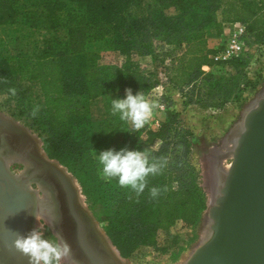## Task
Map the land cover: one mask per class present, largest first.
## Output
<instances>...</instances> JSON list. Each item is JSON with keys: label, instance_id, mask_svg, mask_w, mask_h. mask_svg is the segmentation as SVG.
Returning <instances> with one entry per match:
<instances>
[{"label": "trees", "instance_id": "16d2710c", "mask_svg": "<svg viewBox=\"0 0 264 264\" xmlns=\"http://www.w3.org/2000/svg\"><path fill=\"white\" fill-rule=\"evenodd\" d=\"M148 1L156 7L144 17L142 26L156 27L164 44L185 48L178 66L172 67L169 83L174 90L184 95V89L197 80L204 66L231 68L236 72L242 87L236 89L235 99L243 92L255 90L258 83L247 79L243 60L217 64L210 59L215 50L208 47L205 35L213 24L218 29L214 37L222 36L223 29L216 21L215 12L223 8L230 13L225 17L227 24L245 25L247 33L254 37V43L262 44L264 18L258 14L264 11V0H257L255 10L242 5L241 0ZM143 2L0 0V26L22 25L31 31L44 28L53 33L45 41L46 45L35 50L34 55L19 53L4 60L0 67V81L7 78L10 83L14 74L17 80H28L38 85L43 99L40 113L45 118V132L49 136L47 152L50 157H59V161L80 180L88 179L90 183L94 180L93 150L100 153L108 149H149L154 156L168 159L161 174L148 178L145 194L140 196L130 189L121 188L115 180L108 182L104 179L101 182L99 177H95L100 193L104 186L115 190L116 208L122 212H116L118 218L109 222L107 232H115L116 238L129 233L140 239L143 245H154L158 231L168 233L176 220L194 223L205 209L196 175L187 163L191 157L188 133L179 128L178 116L168 104L164 119L155 130L145 126L134 131L118 115H112L109 97L117 89L131 88L135 93H147L152 88L151 81L129 62L121 68L97 65L98 56L92 50L95 43L122 48L126 42L132 41L133 32L140 25L133 19L127 22L124 15ZM168 9H172L174 14L168 15ZM148 32L141 31L144 39L135 49L141 55L150 53ZM58 34L60 36H55ZM74 57L82 58L83 68L80 72L71 73L69 59ZM8 84H0V90L5 89L6 94ZM218 84L212 88L222 92L223 87ZM98 98L103 101L102 120L93 122L89 117L90 105ZM187 104H194L192 97ZM152 187H166L167 191L152 199L149 192ZM105 219L108 220L107 217ZM111 236L114 245L125 255L124 249Z\"/></svg>", "mask_w": 264, "mask_h": 264}, {"label": "rangeland", "instance_id": "374dc122", "mask_svg": "<svg viewBox=\"0 0 264 264\" xmlns=\"http://www.w3.org/2000/svg\"><path fill=\"white\" fill-rule=\"evenodd\" d=\"M148 2V0H144L139 6H135L130 13L124 15L127 22L133 19L137 20L140 25L133 32L132 41L126 42L122 48H117L113 44L95 43L92 50L98 56L97 65L121 68L124 63L129 62L150 79L152 88L145 94L156 99L159 107L155 110L151 121L146 125L147 128L156 126L161 122V118L164 119L162 115L167 104L170 110L177 114L179 128L188 133L191 157L187 163L196 175L205 208L196 222L188 223L185 220H176L168 233L166 231L157 232L154 245H143L140 239L129 233H126L125 236L118 235L117 239L115 232H111L115 237L114 239L124 249L125 255H123L111 240V234L106 230L110 226L109 222L118 218L116 212L118 214H122V212L116 208L115 190L104 186L100 193L95 182V177H99L101 182L104 180L100 174V165L97 160L99 152H91L95 170L94 180L91 183L88 179L84 181L78 179L66 165L59 161V157H50L46 149L49 148L47 143L49 136L45 132V118L40 113L42 112L43 99L39 87L28 80H17L14 74L12 81L6 87H15L17 95L11 96L10 93H5V89L0 90V115L29 131L38 143L43 156L62 168L67 175H70L82 205L92 216L97 227L109 240L110 245L124 264H185L191 254L210 238L209 208L214 204L215 196L219 194L222 178L230 167L232 159L230 151L233 146L235 147L236 138L242 131L239 127L243 123L245 113L252 102L264 94V89L261 86L259 91L255 93L243 92L235 99L233 97L236 94V89L242 87V82L239 81L236 72L231 68L212 67L209 69L201 68L202 74L197 80L184 89V95L179 94L169 82L172 77V67L178 66L185 48L184 46L179 48L176 45L164 44L162 42L163 37L160 36L156 27L142 26L144 17L156 7L154 3ZM241 2L242 5L253 10L257 7V0H241ZM166 13L173 15L174 11L168 9ZM228 13L223 8L215 12L216 21L222 29L228 23L225 20ZM258 16L264 18V11ZM126 21L125 24H127ZM144 30H149L147 47L150 53L147 55H141L135 50L140 45V41L144 39V35L141 33ZM217 31L218 29L216 30L213 24L207 28L205 37L208 47H218L220 44L219 38L214 37ZM52 35L53 33L44 28L31 31L22 25L0 26V67L4 60H8L13 55L19 53L27 56L34 55L46 45L45 41ZM250 54L253 55L251 69L253 71L261 69L260 71L264 75V46L257 49L253 48ZM69 62L71 73L76 72V70L80 72L83 68V60L80 57L70 58ZM162 76L166 80L162 79ZM215 83H219L218 85L223 87L222 92L212 88ZM0 84L4 83L0 82ZM136 93L133 92V94ZM110 97L112 99L124 98L125 88L117 89ZM190 97L194 102L192 105L187 104ZM36 104L41 106L40 112L37 117L32 118L30 112L33 105ZM12 165L10 164V167ZM41 214L43 213L37 214L34 228L40 227L45 238L54 239L55 237L51 234ZM64 259L66 262L69 261L67 257ZM67 263L64 260L61 262V264Z\"/></svg>", "mask_w": 264, "mask_h": 264}, {"label": "water", "instance_id": "95a60500", "mask_svg": "<svg viewBox=\"0 0 264 264\" xmlns=\"http://www.w3.org/2000/svg\"><path fill=\"white\" fill-rule=\"evenodd\" d=\"M245 114L230 167L208 211L210 238L191 254L185 264H264V95L256 98ZM0 132L30 144L33 151L28 159L32 157L38 168L26 173L30 169L29 163L23 158H15L19 159L17 163L24 167V172L22 176H13L0 156V198L20 194L30 199L32 211L50 216L49 226L55 236L61 235L71 246V257L83 264H108L111 257L115 263L124 264L82 205L70 175L54 162L46 160L29 131L0 115ZM38 171L47 182L55 185L61 198L62 219L59 217L58 224L55 223L58 216L52 215L48 204L43 210L37 207L35 192L38 187L42 192L44 187L35 181L37 176L34 175ZM67 195L74 197V209L66 200ZM73 210L77 218L73 216ZM93 241L101 246L100 250ZM104 248L107 256L103 254ZM67 259L74 264L70 257Z\"/></svg>", "mask_w": 264, "mask_h": 264}, {"label": "clouds", "instance_id": "9594fccd", "mask_svg": "<svg viewBox=\"0 0 264 264\" xmlns=\"http://www.w3.org/2000/svg\"><path fill=\"white\" fill-rule=\"evenodd\" d=\"M0 82L9 83L7 78ZM7 91L11 96L17 95L15 87H10ZM110 103L111 114L118 115L119 119L130 125L134 131L143 129L159 107L156 99L150 98L144 91L133 94L131 88L125 89L124 98L110 97ZM40 107L38 104L33 105L30 112L32 118L39 115ZM97 160L103 179L108 182L115 180L121 188L130 189L137 196H140L148 186V178L161 174L168 164L167 158L156 157L149 149L122 148L119 151L108 149L101 151L97 155ZM162 191H167V188L152 187L149 190L150 197L156 199ZM11 249L27 257L28 264H61L72 252L71 246L61 235L57 234L54 239L45 238L40 227L32 229L26 235L15 233Z\"/></svg>", "mask_w": 264, "mask_h": 264}, {"label": "flooded vegetation", "instance_id": "af4514ba", "mask_svg": "<svg viewBox=\"0 0 264 264\" xmlns=\"http://www.w3.org/2000/svg\"><path fill=\"white\" fill-rule=\"evenodd\" d=\"M23 144L24 143H22V145ZM23 149L25 151V155H23L22 158L25 159L31 166L29 170H26V173H29L31 169L36 170L37 168L35 166L36 164L32 162V157L31 159H28L30 157L29 153H31L33 149H31V145L28 143L23 145ZM4 160L7 163L9 167V171L13 176L23 175L24 167L21 164L17 163V160L19 159H7V160L4 159ZM10 164L13 165L10 167ZM34 176H37L35 179L39 181L40 184H43V186L47 187L46 185L48 183L55 187V185L52 182H47L46 178L39 171L38 174ZM32 188L33 190H35L34 188L36 187L33 186ZM44 190H42L43 192L42 195L40 194L42 192L41 189H39V187L35 192L37 195V202H38L37 207L39 208V210H43L48 204V208L52 211V215H54L56 211H54V205H53L54 203L50 201V197H55L56 199H58L59 198L58 192L56 193L55 196H51L46 190L45 193ZM66 200H69V202H71L72 209L76 207V204L74 203V197H72V195L71 196L67 195ZM20 201H23L22 205L20 204ZM60 202L61 201H57V203L59 204V210L61 207ZM59 212L62 214V211ZM37 214H35V212L32 211V204H30V199L24 197L23 195L8 194L0 198V264H28L27 257L23 256L19 252H16L14 249L10 250V245L12 244V241L15 239V233H21L26 235L28 232L34 229V222L37 217ZM72 214L74 217L77 218L76 211L73 210ZM41 215L44 218L51 234L56 238L55 234L53 233V231L49 226V224L51 223L50 216L47 213ZM63 260L65 263L68 262V261L66 262L65 259ZM70 261L72 260L70 259ZM73 263L78 264L79 262L75 263L73 261ZM67 264H69V262Z\"/></svg>", "mask_w": 264, "mask_h": 264}, {"label": "built area", "instance_id": "2783aa9c", "mask_svg": "<svg viewBox=\"0 0 264 264\" xmlns=\"http://www.w3.org/2000/svg\"><path fill=\"white\" fill-rule=\"evenodd\" d=\"M219 42L220 44L218 47L210 48L215 50V53L210 56V59L217 64H225L235 59L243 60L246 63L244 71L247 79L258 83L255 90L250 92L255 93L259 91L261 86H263L262 89H264V75L262 71H260L261 69L259 71H253L251 69L253 55L251 56L250 54L253 48L257 49L263 47L264 41L262 44L254 43V37L247 33L245 25L232 23L224 25L223 34L219 38ZM204 68L209 69L206 66L202 67V69ZM162 79L166 80L163 76Z\"/></svg>", "mask_w": 264, "mask_h": 264}, {"label": "bare ground", "instance_id": "6f19581e", "mask_svg": "<svg viewBox=\"0 0 264 264\" xmlns=\"http://www.w3.org/2000/svg\"><path fill=\"white\" fill-rule=\"evenodd\" d=\"M240 129H243L242 128V125L239 127ZM239 129V130H240ZM239 130H237V131H239ZM240 134V133H239ZM236 136V135H235ZM235 139V138H234ZM237 139V138H236ZM22 143H24V144H26L27 142L26 141H23V140H21V139H18V138H16V137H12V136H10V135H8V134H5V133H3V132H0V156L1 157H3L4 159H15V158H22V156L23 155H25V151H24V149H23V145H22ZM236 145V144H235ZM233 149H234V146H233V148H231V153H230V155L232 154V152H233ZM46 157V156H45ZM46 159L47 160H49L47 157H46ZM50 161V160H49ZM27 167H29V166H27ZM26 167V168H27ZM29 168H31V166L29 167ZM28 168V169H29ZM225 173H226V171H225ZM222 180V179H221ZM35 181L37 182V183H39V181H37L36 179H35ZM40 184V183H39ZM46 184V183H45ZM47 187H45L44 186V188H45V190L51 195V196H55L56 195V193H57V191H56V189H55V187L53 186V185H51V184H48L47 183V185H46ZM44 188L42 189V190H44ZM44 190V192L46 193V191ZM216 197V196H215ZM214 197V198H215ZM61 201V198H60V196H59V198L58 199H56L55 197H50V201H52L54 204V211H56L55 213H54V216L56 215V216H58V217H56V218H58L56 221H55V223L56 224H58L59 223V219L61 218L62 219V214L59 212V211H62V208L60 207V210H59V204L57 203V201ZM55 201H56V203H55ZM51 202V203H52ZM60 217V218H59ZM61 221V220H60ZM93 243H95V245H97V247H98V249L100 250L101 249V246L100 245H98L97 244V242H95V241H93ZM103 251V254H105V256H107L106 255V252H105V248L102 250ZM102 253V252H101ZM70 258H71V260L72 261H74L75 263H77V262H79L78 264H83V262L82 261H80L79 259H74L73 257H71V255H70ZM112 258V260L111 261H109L108 260V264H120V263H115L114 262V257H111Z\"/></svg>", "mask_w": 264, "mask_h": 264}, {"label": "crops", "instance_id": "0c3cea01", "mask_svg": "<svg viewBox=\"0 0 264 264\" xmlns=\"http://www.w3.org/2000/svg\"><path fill=\"white\" fill-rule=\"evenodd\" d=\"M209 48H213V47H209ZM102 113H103V101L101 98H98V99L94 100L90 105L89 117H90L91 121H93V122H101ZM162 116L164 118V115H162ZM160 120L162 121L163 119L161 118ZM157 127H158V124L156 126L152 127L151 129L155 130V129H157Z\"/></svg>", "mask_w": 264, "mask_h": 264}]
</instances>
